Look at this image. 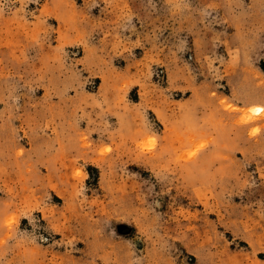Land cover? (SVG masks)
Returning a JSON list of instances; mask_svg holds the SVG:
<instances>
[{"label": "rangeland", "instance_id": "rangeland-1", "mask_svg": "<svg viewBox=\"0 0 264 264\" xmlns=\"http://www.w3.org/2000/svg\"><path fill=\"white\" fill-rule=\"evenodd\" d=\"M0 264H264V0H0Z\"/></svg>", "mask_w": 264, "mask_h": 264}, {"label": "bare ground", "instance_id": "bare-ground-1", "mask_svg": "<svg viewBox=\"0 0 264 264\" xmlns=\"http://www.w3.org/2000/svg\"><path fill=\"white\" fill-rule=\"evenodd\" d=\"M260 110H261V108L258 107V108H257V111H260Z\"/></svg>", "mask_w": 264, "mask_h": 264}]
</instances>
